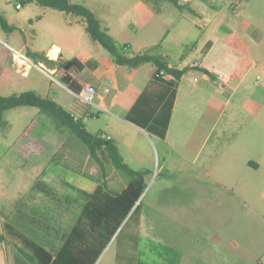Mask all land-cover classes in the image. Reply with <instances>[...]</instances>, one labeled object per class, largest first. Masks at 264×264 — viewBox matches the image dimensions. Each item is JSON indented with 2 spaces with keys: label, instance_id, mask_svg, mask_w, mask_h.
<instances>
[{
  "label": "rangeland",
  "instance_id": "374dc122",
  "mask_svg": "<svg viewBox=\"0 0 264 264\" xmlns=\"http://www.w3.org/2000/svg\"><path fill=\"white\" fill-rule=\"evenodd\" d=\"M70 1L83 5H86V2L90 9L100 4V0ZM147 1L154 5L155 10L161 4L173 8L170 0ZM104 2L107 5L95 11L100 18L107 21L106 17L110 19L113 16L114 23L121 25L134 18L144 26L142 17L134 15V5L140 9L136 0ZM259 2L260 0H252V7L257 9ZM17 3L21 4V8L16 9ZM43 9L46 10L45 13ZM1 10L5 12L3 15L6 14L11 24L20 27L21 34L16 30L11 38L0 27V75L6 73L5 66H8V63L5 61L11 56L12 48L19 50V34L27 36L30 31L28 19H35L42 12L43 20L34 26V46L41 47L50 37L68 44L63 29L56 26L57 17L53 9L39 6L30 0H0ZM216 10L218 7L212 9ZM174 15L176 16V13ZM174 18L172 13L165 12L164 16L160 17L159 24L171 27ZM150 22L148 20L150 28L152 25L160 26L156 22ZM35 65H31L29 70L24 69L28 70L25 77L12 74L9 69L7 73L12 74L15 84L11 89L0 87V95L34 90L33 88L43 90L45 87L50 90V96L58 92V86L55 85L57 80L50 78ZM261 77L262 81L256 84L255 75L250 74L248 85L251 90L260 91L263 88L264 76ZM263 109H260L252 120L246 111H238V117L231 126L219 125L221 128H217L200 149L181 154L177 152H180L183 143L175 142V122L171 132L174 138L170 144L178 151L173 153L164 145H160L151 133L148 135L152 137L148 138L125 125L114 109H109V113L115 116L113 124L109 120L110 116L103 112L98 114V119L86 117V126L90 132L100 134V131L104 130L118 139L126 163L132 169L149 170L144 176L145 189L124 221L116 228V219H113L102 230L99 245L103 243L104 248L94 264H166L167 248L176 252L179 250L188 264H251L257 257L262 259ZM34 110L38 111L33 107L20 106L5 111L3 119L17 121L10 131L13 142L21 144L18 140L22 138V143L25 144V140L31 136L33 140H37L34 144L38 146L39 141L42 140L43 144L45 140L46 157L53 158L54 161L48 159L47 169L37 175V180L33 183L35 187L25 190V193H17L21 186H30L32 182V177H26L22 173V166L29 156L22 146L6 144L0 140V209L6 206H22L27 210L28 219H32V215L40 214V221L32 220L27 225L25 221L22 223L28 229L39 223L37 226L44 229L39 232L38 238L42 239L40 243H58L62 232H66L77 221L85 203L79 196L80 185L95 187L104 183L109 191L116 193L127 186L129 177L116 170L108 157L100 154L99 159H96L90 156L74 134L66 128L57 127L48 115H31ZM256 110L257 108L254 112ZM3 131L0 126V134ZM251 162H258L260 168H253ZM90 167L96 170L91 172ZM76 175L79 176L78 179ZM32 195L37 196L35 201L39 203L34 202L30 197ZM89 231L93 236L97 228H91Z\"/></svg>",
  "mask_w": 264,
  "mask_h": 264
},
{
  "label": "crops",
  "instance_id": "0c3cea01",
  "mask_svg": "<svg viewBox=\"0 0 264 264\" xmlns=\"http://www.w3.org/2000/svg\"><path fill=\"white\" fill-rule=\"evenodd\" d=\"M170 1L173 3L172 9L168 5L158 4L160 7L155 10L154 5L147 0H136L140 9L135 4L134 15L142 17L144 26L134 18L123 22L122 25L114 23L113 16L110 19L106 17L107 21L100 18L95 11L107 5L104 0H100L96 8L90 9L86 2L84 3L88 7L84 6L93 12L99 20L101 29L112 37L122 55L132 57L145 52L159 55L165 59L168 67L183 71L178 79L169 72L158 69L151 61L136 67L116 63L105 48L90 38L83 17L51 7L48 8L53 9L57 17L56 26L63 29L68 44L50 37L41 47L34 46L36 38L34 26L43 20L46 12L44 9V13L38 14L35 19H28L30 31L27 36L24 34L21 36L20 27L11 24L6 14L3 15L5 12L0 11L8 24L14 26L13 31L4 32L13 38L12 33L20 31V34L17 32L19 50L12 48L11 56L6 58L5 62L8 63V66H5L6 73L10 69L12 74L25 77L30 66L37 63L35 66L39 70L45 71L50 78L57 80L55 85L58 86L56 87L58 92L50 96V90L46 87L43 90L33 88V91H37L36 93L42 97L52 99L74 120L81 121L86 130H88L86 117L98 119L100 112L108 114L110 119L106 118L111 120L112 124L115 123L113 119L115 116L109 113V109H114L125 125L134 128L143 136L145 134L148 138L154 136L160 145H164L173 153L178 151L170 144L174 138L171 132L175 122L177 124L175 142L183 143L182 149L177 153L195 152L209 141L217 128H221L219 125L231 126L238 117V111H246L252 120L254 115L264 108V86L260 91H253L248 85L250 74L255 75L256 84L262 81L261 75L264 76V0H260L257 9L252 7V0H221V3L220 0ZM15 7L19 9L21 4L17 3ZM217 7L218 10L212 11ZM165 12L172 13L176 18L173 19L174 24L171 27L159 24V19ZM148 20L160 26L151 24L150 28ZM53 47L58 49L55 56L50 53ZM6 73L0 75V81L2 80L0 87L11 89L15 83L12 74ZM87 86L94 89L91 103L79 95ZM171 92L174 93L172 108L167 126L163 128L160 122H155V118L161 111V121L164 120ZM37 113H40L39 110L31 111V115ZM16 123L14 119H4V125L1 126L4 131L0 134V140L6 144L22 146L29 156L22 166V173L26 177H32V182L30 186H21V190L17 192L25 193V190L35 187L33 183L37 180V175L47 169L49 158L45 154V140L43 144L42 140L39 141L38 146L34 144L37 140H33L31 136H28L25 144L22 143V138L18 140L21 144L12 141L10 131ZM148 133L152 136L150 137ZM100 135L114 142L123 162L129 166L118 139L104 130L100 131ZM49 160L54 161L53 158ZM251 165L255 169L260 168L258 162H251ZM90 169L91 172L96 170L93 167ZM76 177L79 178L78 175ZM97 186L80 185L79 196L85 203ZM30 197L39 203L35 201L37 196ZM6 208L7 206L0 209V235L3 237L0 241V264H37L28 257L37 249H40L38 250L40 252L43 249L52 256L56 255L73 226L82 218L83 207L77 221L66 232H62L58 243H40L42 239L38 238L39 232L44 229L37 226L39 223L27 228V223L32 220L40 221V214L32 215V219H28L26 208L22 206ZM23 221L26 225L22 223ZM167 254L166 264H188L179 250L176 252L167 248ZM262 257L252 260L251 264H264V255Z\"/></svg>",
  "mask_w": 264,
  "mask_h": 264
},
{
  "label": "trees",
  "instance_id": "16d2710c",
  "mask_svg": "<svg viewBox=\"0 0 264 264\" xmlns=\"http://www.w3.org/2000/svg\"><path fill=\"white\" fill-rule=\"evenodd\" d=\"M31 1H35L41 6L51 7L83 17L90 38L105 48L118 64L136 67L141 63L151 61L158 69L169 72L176 79L183 74V71L168 67L165 59L159 55L147 52L132 57L122 55L112 37L101 29L99 20L93 12L81 3L71 2L70 0ZM0 27L8 33L14 30V26L8 24L1 13ZM32 55L34 57L36 56L34 54ZM173 97L174 93L171 92L164 120L161 121V111L158 113V117L155 118V122H160L163 128L167 126ZM19 106L38 108L40 113L51 117L57 127L66 128L71 134H74L86 147L90 156L96 159H99L100 154L108 157L116 170L129 177L126 188L116 193L107 190L104 183L98 184L94 193L82 208V218L73 226L66 241L56 255L52 256L43 249L41 252L38 251L40 249H37L32 256L28 257L32 262H37V264H94L104 248L103 243L99 245L102 230L113 219H116V228L124 221L145 189L144 176L149 173V170L135 171L131 169L123 162L122 156L112 140L105 139L100 134L90 133L81 121L74 120L56 102L50 98L42 97L33 90H26L5 96L0 95V126L4 125L3 113L6 110ZM133 111L135 110L133 109ZM137 208L138 206L135 211ZM88 227L89 229L97 228L96 234L92 236ZM2 239L3 237L0 235V241Z\"/></svg>",
  "mask_w": 264,
  "mask_h": 264
},
{
  "label": "built area",
  "instance_id": "2783aa9c",
  "mask_svg": "<svg viewBox=\"0 0 264 264\" xmlns=\"http://www.w3.org/2000/svg\"><path fill=\"white\" fill-rule=\"evenodd\" d=\"M20 5H17V7H19ZM93 93H94V89L92 86H87L85 87V89L83 91H81V93L79 94L80 97H82L83 99H85L88 102H92L93 101Z\"/></svg>",
  "mask_w": 264,
  "mask_h": 264
},
{
  "label": "bare ground",
  "instance_id": "6f19581e",
  "mask_svg": "<svg viewBox=\"0 0 264 264\" xmlns=\"http://www.w3.org/2000/svg\"><path fill=\"white\" fill-rule=\"evenodd\" d=\"M57 50H58V49H57L56 47H53L50 53H51L53 56H55V53H56ZM48 55H49V54H48Z\"/></svg>",
  "mask_w": 264,
  "mask_h": 264
},
{
  "label": "water",
  "instance_id": "95a60500",
  "mask_svg": "<svg viewBox=\"0 0 264 264\" xmlns=\"http://www.w3.org/2000/svg\"><path fill=\"white\" fill-rule=\"evenodd\" d=\"M139 200V199H138ZM138 202V201H137Z\"/></svg>",
  "mask_w": 264,
  "mask_h": 264
}]
</instances>
